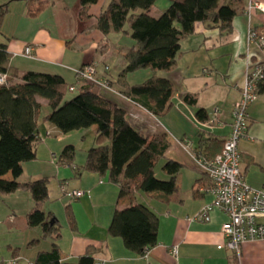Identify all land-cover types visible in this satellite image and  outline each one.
I'll list each match as a JSON object with an SVG mask.
<instances>
[{
  "label": "crops",
  "instance_id": "crops-1",
  "mask_svg": "<svg viewBox=\"0 0 264 264\" xmlns=\"http://www.w3.org/2000/svg\"><path fill=\"white\" fill-rule=\"evenodd\" d=\"M109 1L100 0L91 6L89 17L84 19L80 16V0H53L54 5L35 18L29 17L24 0H0V5L7 4L9 9L15 6L14 9L19 10L18 21L11 25L4 21L0 43L7 45L11 64L20 74L34 71L62 76L74 89L67 99L80 93L83 84L77 83L75 70L85 65L96 64L101 77L106 74L105 68H109L108 74L117 82L126 65L124 56L135 46V41L129 34L104 35L98 30L97 18ZM251 1L264 4V0H242L238 6L241 12L235 17L229 34L197 23L194 34L182 41L176 68L168 73H157L158 77L170 80L175 88L173 106L165 116L154 117L116 89L115 92L102 91L108 100L126 111L136 130L150 137L167 134L171 147L166 160L184 165L178 179L179 190L169 202H162L155 195L136 194L135 205L148 207L159 220L158 243L145 256L131 252L121 238L112 237L108 232L115 212L129 207L119 201V186L111 183L108 175L102 177L81 169L86 159L81 162L74 159L71 164L61 159L64 149L72 145H66L70 133L62 134L44 121L51 110L47 101L38 100L43 106L39 119L40 143L36 159L23 166L21 182L50 180L49 201L44 209L54 214L61 227L62 237L58 244L63 263L76 264L91 249L95 264H264V241L245 244L240 261L229 251L220 249L225 240L222 228L227 221L223 212L215 210L208 223L190 221L213 197L205 191L210 184L204 173L181 146V142L188 139L195 150L214 157L219 150L215 146L207 149L209 145L224 142L231 135L232 111L246 83L248 58L253 62L264 60L262 51L249 43L250 27L264 33V14L255 12L251 19L246 14ZM170 6L171 0H158L149 13L159 18ZM11 11L13 13V8ZM28 46L35 50L33 59L23 57ZM152 76L150 70H142L130 74L127 80L130 85H137ZM117 89L120 88L117 86ZM187 94L198 97V107L206 110L210 119L218 111L222 125L212 127L200 122L196 108L184 102ZM96 129L76 132L85 144L86 154L94 146ZM202 141H205L203 145ZM239 149L245 181L252 188L264 189V94H259L249 109V128ZM162 164L158 167L160 174H163ZM156 174L159 176L158 172ZM4 179L11 180L12 175ZM164 179H167L165 175ZM63 187L90 194L72 200L62 192ZM19 193H23L22 196ZM5 198L19 206L25 203L27 209L21 223L16 221L15 209L12 210L11 224L15 227L12 229L19 231L20 239L9 245L0 264H10L14 260L17 264L35 263L37 254L49 251L52 242L40 240V228L28 227L27 216L35 208L32 194L20 190ZM55 206L59 207L63 219L59 218ZM67 207L73 214L75 229L68 219ZM36 240L40 242L32 246ZM175 246L178 247L177 257L171 252Z\"/></svg>",
  "mask_w": 264,
  "mask_h": 264
},
{
  "label": "trees",
  "instance_id": "trees-1",
  "mask_svg": "<svg viewBox=\"0 0 264 264\" xmlns=\"http://www.w3.org/2000/svg\"><path fill=\"white\" fill-rule=\"evenodd\" d=\"M24 1L32 18L54 5L53 0ZM99 1L80 0V16L88 18L90 7ZM157 1L110 0L97 18V28L104 35L129 34L135 41V46L124 56L126 65L117 82L109 74L107 77L111 87L122 96L161 118L173 106L175 88L170 80L158 77L157 73H168L176 68L182 41L194 34L197 23L231 33L233 21L241 12L238 6L242 0H171L169 9L159 18H153L149 11ZM7 14L8 5H0V29ZM142 70H150L153 76L142 84L130 85L128 76ZM0 75L7 77L6 82L0 84V193L8 196L20 190L29 191L35 208L27 216L28 227L40 228L41 239L52 242L49 251L37 254L34 264H65L58 244L62 237L61 227L54 214L46 213L44 209L49 201L50 180L21 182L24 164L37 157L39 119L43 109L39 99L47 101L51 110L44 121L54 125L60 133L97 128L94 146L87 152L81 169L102 177L108 175L110 182L120 188L119 201L129 206L115 212L108 229L110 236L121 238L128 250L139 255L155 247L158 217L148 207L135 205V202L138 193L155 195L160 201L169 202L179 190L178 179L184 165L166 160L171 147L168 135L162 133L150 137L136 130L126 111L108 100L100 87L84 84L78 95L67 99L72 87L62 76L34 71L20 74L11 64L7 45L1 43ZM258 92L264 94V79L259 83ZM184 102L196 108L200 122H210L206 110L198 107L196 95L187 94ZM214 146L220 154L224 142H212L207 149ZM74 157L73 145L67 146L61 154L67 164H71ZM161 162V170L167 179H160L156 174ZM8 174L12 175L11 180L4 179ZM204 175L209 181V189L211 181ZM66 211L75 229L70 207ZM39 242L33 241L31 245ZM76 264H95L93 251L90 249Z\"/></svg>",
  "mask_w": 264,
  "mask_h": 264
},
{
  "label": "built area",
  "instance_id": "built-area-1",
  "mask_svg": "<svg viewBox=\"0 0 264 264\" xmlns=\"http://www.w3.org/2000/svg\"><path fill=\"white\" fill-rule=\"evenodd\" d=\"M255 12L264 14V4L251 1L246 14L251 19ZM249 43L257 46L264 54V33L250 27ZM34 51L32 46L26 47L23 57L33 59ZM105 70V76L101 77L96 64L85 65L75 70L77 83L97 86L102 90L115 92L107 77L109 68H105ZM6 79V76L0 75V84L5 83ZM263 79L264 60L253 62L249 57L246 83L241 91V99L234 105L232 111V132L224 141V147L220 154L209 158L197 152L191 140L185 139L181 142V146L196 166L211 181V187L205 191L213 197V200L205 205L190 221L208 223L211 221V214L215 210L223 212L227 217V221L222 228L225 240L220 245V249L229 251L239 261L245 244L264 241V189L252 188L245 181L239 149L241 140L247 136L249 109L259 96L258 87ZM70 90L74 89L71 88ZM218 113V111L215 112L207 124L208 126L219 127L222 125ZM62 192L72 200H79L90 194V192L83 190L70 191L65 187L62 188ZM171 252L177 257L178 247H173ZM10 264H17V261H11ZM25 264L34 263L27 262Z\"/></svg>",
  "mask_w": 264,
  "mask_h": 264
},
{
  "label": "rangeland",
  "instance_id": "rangeland-1",
  "mask_svg": "<svg viewBox=\"0 0 264 264\" xmlns=\"http://www.w3.org/2000/svg\"><path fill=\"white\" fill-rule=\"evenodd\" d=\"M11 8H13V13L11 11ZM14 8H17V7L12 6L9 9V6H8V10H10L9 15L7 14V19L6 17L4 19L6 22H8L7 25L8 24L11 25L12 23L19 20V18L16 17L19 14V10L14 9ZM2 28L3 27H1L0 29V34L4 33V30ZM76 132L78 131L72 132L70 133V135L66 137L67 138L66 145L72 144L75 147L74 159L77 160V162H81L82 160L86 159L87 154L85 153V150L83 149L85 147V144L82 143V138ZM157 172L159 175L158 177L160 179H164V175L160 174L159 169H157ZM22 194L23 193H19V196H22ZM26 194L29 195L28 193ZM5 196L7 195H2L0 193V263L2 261V255L8 251L7 248L9 247V245H13L15 241L18 242V240L20 239V237L18 236L19 231H17V229L16 230L12 229V228H15L11 224L12 218L10 216L14 215L12 210L15 209L16 216H17L16 221L18 223H21L22 219L26 218L25 210L27 209L25 203H21V205L19 206L16 204V202L11 201V199L5 198ZM15 206L17 207V209L15 208ZM54 209L57 212L59 218L63 219L62 218L63 214L60 211L59 207L55 206ZM40 240L44 242L48 241V240H42L41 238ZM41 244L43 245L44 243L41 242Z\"/></svg>",
  "mask_w": 264,
  "mask_h": 264
},
{
  "label": "water",
  "instance_id": "water-1",
  "mask_svg": "<svg viewBox=\"0 0 264 264\" xmlns=\"http://www.w3.org/2000/svg\"><path fill=\"white\" fill-rule=\"evenodd\" d=\"M52 223H54V221H52Z\"/></svg>",
  "mask_w": 264,
  "mask_h": 264
}]
</instances>
